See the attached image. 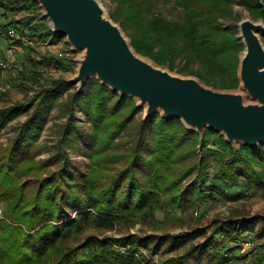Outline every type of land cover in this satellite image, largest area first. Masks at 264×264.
I'll use <instances>...</instances> for the list:
<instances>
[{"label": "trees", "instance_id": "obj_1", "mask_svg": "<svg viewBox=\"0 0 264 264\" xmlns=\"http://www.w3.org/2000/svg\"><path fill=\"white\" fill-rule=\"evenodd\" d=\"M114 1L117 6L113 15L116 19L122 17L123 22L133 28L132 45L137 52L171 69L177 67L175 61L181 56L180 72L197 63L198 67L192 72L205 83L220 88L238 85L237 69L243 43L237 37L236 28L224 25L235 17L234 0ZM242 1L254 18L264 20V0ZM160 4H171L174 10H180L181 20H171L158 11L153 12L152 9ZM37 5L32 0H0V7L8 13ZM149 10L152 14L145 15ZM44 21V17L40 22H35L34 17L10 21L8 26L14 27L20 37L8 49L23 46L21 36L63 37L55 34ZM49 62L59 68L68 67L66 60L61 58L49 57L42 61L30 58V63L20 68V86L35 93L25 103L0 109L1 129L22 114L23 105H27L26 118L15 127L9 147L0 145V201L6 204L3 218H0V264H189L201 259L210 264H225L241 258L238 240L245 232H256L258 238L262 236L264 223L258 230L255 226L263 222L264 215L250 216L247 218L250 222L242 229L236 226L238 218L228 219L214 225L210 234L200 227L192 233L164 236L162 239L168 240L170 246H189L182 254L157 262L152 259L154 251L150 246L158 240L156 236L143 237L136 233L119 237L95 233L84 236L90 227L113 230L123 222L151 218L158 210L183 203V196L188 192L181 188V181L197 168V164L185 168L175 179L164 166L174 163V153L179 146L184 147L185 156L194 153L199 136L185 128L180 119L164 118L157 113L139 121L135 144L121 150L116 139L128 123L134 122L141 108L133 98L120 96L96 78H90L94 82L92 92L68 94L62 111L67 119L51 155L56 166L49 168V159L36 158L34 145L47 122L48 106L58 92L74 87L65 79L52 80L47 87H42L44 79L40 68ZM4 67L6 65H0V69ZM76 106L91 122L90 132L85 123L74 119ZM149 128L151 142L146 139ZM211 137L216 139L223 153L206 147ZM201 144L204 156L211 153L218 156L224 179L239 181L244 175L233 168L246 164V186H259L264 193V169L254 166L256 154L264 155V145L255 148L241 145L236 149L211 129L205 130ZM67 146L89 157L87 169L80 165L72 167L74 161L69 157ZM146 147L148 155L143 154ZM228 154L233 155V160L224 162L221 158ZM208 165V157L200 159L194 179L201 184L196 192L200 201L213 197L206 188L202 189L208 179ZM112 167L114 171L109 172L107 169ZM204 235L203 241L195 242Z\"/></svg>", "mask_w": 264, "mask_h": 264}, {"label": "rangeland", "instance_id": "obj_2", "mask_svg": "<svg viewBox=\"0 0 264 264\" xmlns=\"http://www.w3.org/2000/svg\"><path fill=\"white\" fill-rule=\"evenodd\" d=\"M101 6L105 10L106 16L111 19L114 23L120 26L126 38L132 45V30L133 28L129 27L122 20L116 19L113 15L115 12L117 2L114 0H99ZM36 3V2H35ZM38 4V3H37ZM233 11L235 17L231 20L225 21L224 25L236 28L237 37H239L243 43L242 38L240 37L239 23L246 18H250L255 22H261L264 24L262 18H254L248 7L242 0H234L232 3ZM153 12H160L163 16L171 20H181L182 13L180 10H174L171 7V4L164 5L160 4L152 9ZM152 11L149 10L148 13L145 12V15L152 14ZM27 17H34L35 22H40L43 16V9L38 4L30 8H26L17 13H8L5 9L0 7V58L5 59L6 67L0 69V109L10 106L14 103H25L28 101L30 95H33L35 91L20 86L22 79H20V68L22 64L30 63V58L35 59L36 61H42L44 58H61L65 59L67 62V68H59L54 62L43 63L40 68V73L42 74L43 81L41 80L42 87H47L49 82L55 79H65L69 80L76 74L78 67V59L81 58V52H75L71 49V45L67 42L66 37L63 36L60 39L57 38H48L43 39L40 37H27L23 46L17 45L18 48L11 47L8 49V46H14V43L17 37H20V34L17 35L15 39H11L7 35V31L10 26V21H23ZM45 18V17H44ZM44 24L49 21L45 18ZM33 22V23H35ZM43 22V21H42ZM46 22V23H45ZM14 25L18 26V23ZM11 28V27H10ZM261 41L264 45V35H261ZM133 47V45H132ZM10 51V57L7 58L6 54L8 50ZM137 52V50L133 47ZM7 50V51H6ZM245 51V46L243 43V49L240 52V57ZM139 55L144 58L149 59L156 66L161 67L162 69L168 70L172 74L179 75L182 77H195L198 78L206 86L221 90V91H234L246 92L242 89V83L239 78V68H240V59L237 69V78L238 85L232 88H220L205 83L201 78L196 74H193L192 70L198 67V64L192 63L191 66L180 72L179 68L181 66V56L178 57L175 61L177 67L175 69L169 68L167 65H159L151 57L143 55L137 52ZM5 56H4V55ZM71 60V61H70ZM71 63V64H70ZM74 87L64 91L58 92L56 98L48 106L49 113L47 114V122L42 129L41 135L38 139L34 149L37 151V159H49L48 165L49 168H55L56 164L51 159L52 151L57 146L58 140L61 135V126L65 123L67 115L63 114L62 111L65 107V102L67 100L68 94L73 91H78L77 84H73ZM39 89V87H36ZM94 90V82L87 81L79 92L85 94L90 93ZM29 91V92H28ZM117 93V92H116ZM112 98H114L112 96ZM134 99V98H133ZM136 105L139 106L138 101L134 99ZM247 101H251L250 97L247 96ZM141 110L134 116V122L128 123L126 127L121 131L120 136L116 139L119 143L118 146L121 150H126L131 148L136 142V134L138 133L137 124H140L141 120H145V106H139ZM27 105H23V113L20 114L17 118L10 121L7 125L3 126L0 129V145L9 147L14 137V130L17 125L23 122L26 118ZM162 115V112H159ZM123 118L125 114L121 115ZM73 117L76 121L85 123L86 129L88 132L92 130V125L86 114L79 110L78 107H75ZM182 122V121H181ZM183 124V122H182ZM184 125V124H183ZM185 128H187L184 125ZM188 129V128H187ZM208 129V128H207ZM190 130V129H188ZM151 129L147 130L146 139L151 142L152 138L150 136ZM196 132L194 130H190ZM199 136L198 143L195 148L196 151L189 155H184V147L179 146V149L174 153V163H168L164 168H168V173L171 174L172 178H178L180 174L184 171L185 168L191 164L196 163L197 168H195L187 177L182 179L181 188H184L188 192L187 196H183L184 202L182 203H173L172 207H165L163 210L156 211L155 215L147 219H137L131 223L123 222L116 229L105 231L98 228L90 227L85 233L86 236L88 233H95L99 236H123L129 233H136L140 236L146 237L148 235H153L157 237V241L150 243V246L153 248L152 259L157 262L158 260L165 259L171 256H176L182 254L189 244L185 246L175 247L170 246L169 241H165L162 238L164 236H170L175 234H180L183 232H193L196 228H202L207 231V234H210L214 225L226 221L228 219H237L238 222L236 226L238 229L245 228L246 225L250 222L247 218L254 215H264V193L259 186L252 185L250 188L246 186L244 179L246 178L245 168L246 164L242 168L234 167V171H237L244 175L239 181L230 182L228 179H224L221 172V164L218 161V156L214 153H211L209 156H204L202 153V144L201 140L203 137ZM219 133V132H218ZM205 134V132H204ZM226 140L225 135L220 133ZM187 139L184 140V143H187ZM81 142V140H79ZM227 142V140H226ZM234 148L238 149L242 144L230 143ZM264 145V144H262ZM210 150H221L220 145L214 137H211V141L206 145ZM255 148V147H254ZM67 151L69 157L74 161V165H80L82 169H87L89 165V157L82 151L76 150L71 146H67ZM144 155L149 154V149L146 147L143 150ZM183 157V158H181ZM206 157L209 159V165L207 167V180L203 188L207 189V192L210 193L213 197L206 198L204 201H200L196 198L197 188L201 185L194 181L198 171H199V160H206ZM224 162H229L233 160V155L228 154L227 157L221 158ZM123 161V159L121 160ZM257 163L254 164L256 169H264V155L257 153L256 154ZM119 164H121L119 162ZM109 172H113L114 169H107ZM6 204L3 201H0V218H3V211L5 210ZM262 223L257 222L255 230H258ZM83 236V237H84ZM206 235L195 239V242L199 240L203 241ZM239 244V253L241 255L240 259H233L225 264H261V261L264 260V224H263V233L260 238L257 237L256 232L252 233L250 231L245 232L244 236L238 240ZM145 252V251H144ZM189 264H210L206 259H201L198 263L190 262Z\"/></svg>", "mask_w": 264, "mask_h": 264}, {"label": "water", "instance_id": "obj_3", "mask_svg": "<svg viewBox=\"0 0 264 264\" xmlns=\"http://www.w3.org/2000/svg\"><path fill=\"white\" fill-rule=\"evenodd\" d=\"M43 9L50 29L81 52L75 76L78 91L90 78L120 96L145 106V119L162 112L204 136L211 129L228 143L264 144V24L250 18L239 23L245 51L240 57L242 92L210 88L195 77H182L139 55L99 0H32ZM247 96L251 101H247Z\"/></svg>", "mask_w": 264, "mask_h": 264}, {"label": "built area", "instance_id": "obj_4", "mask_svg": "<svg viewBox=\"0 0 264 264\" xmlns=\"http://www.w3.org/2000/svg\"><path fill=\"white\" fill-rule=\"evenodd\" d=\"M7 35L10 38V40L13 38L15 39L17 37V31L14 27H11L8 29L7 31ZM22 41L25 42V38H22ZM10 51L8 50V53L6 54V57L9 58L10 57ZM0 65H5V59L4 58H0Z\"/></svg>", "mask_w": 264, "mask_h": 264}]
</instances>
